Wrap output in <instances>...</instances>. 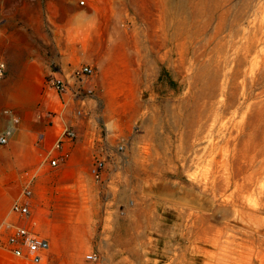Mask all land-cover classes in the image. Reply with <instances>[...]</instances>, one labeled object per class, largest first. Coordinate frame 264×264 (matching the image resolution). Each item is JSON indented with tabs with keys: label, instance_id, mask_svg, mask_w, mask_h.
Segmentation results:
<instances>
[{
	"label": "rangeland",
	"instance_id": "1",
	"mask_svg": "<svg viewBox=\"0 0 264 264\" xmlns=\"http://www.w3.org/2000/svg\"><path fill=\"white\" fill-rule=\"evenodd\" d=\"M72 4L73 43L99 24L105 84L125 89L99 126L126 152L100 203H57L50 264H264V0H0V29H27L0 34V134L10 69L51 55L41 20Z\"/></svg>",
	"mask_w": 264,
	"mask_h": 264
},
{
	"label": "crops",
	"instance_id": "2",
	"mask_svg": "<svg viewBox=\"0 0 264 264\" xmlns=\"http://www.w3.org/2000/svg\"><path fill=\"white\" fill-rule=\"evenodd\" d=\"M84 14L85 10L75 4L71 5L70 14H64L63 18L47 12V17L41 20L42 36L55 43V50L50 56L45 57L39 52L27 60L20 72V80L11 68L6 85L4 105L12 116L5 115V121L13 133L8 144L0 146V232H6L5 226L10 224L25 227L48 240L50 250L42 264H50L55 258L57 236L53 216L59 207L57 203L67 202L71 209H75V202L81 203L83 208L89 198L92 202H101L99 191L104 185L96 182L91 174L101 141L99 103L103 101L109 106L126 103L122 98L124 88L115 85L111 78L108 85L105 84L106 76L111 73L104 71L99 63V24L90 34L93 43L89 49L86 45L81 44L79 48L73 43L82 39L69 32L70 16L85 18ZM24 30L27 29L22 25L9 31L5 25L0 34H6L9 41L19 40L16 34ZM83 64L95 68L94 76L85 85L95 94L84 103L76 101L71 90L58 95L40 85L41 79L51 72L69 76ZM32 76L35 85L28 81ZM80 110L82 115L78 114ZM13 116L18 118V123L12 121ZM67 128L76 131L77 139L57 149L56 143ZM108 140L111 141V137ZM52 161H57V164L52 165ZM109 169L111 166L105 172L106 180L111 177V172H107ZM27 189L31 192L28 197L25 195ZM16 202L29 205V217H20L12 211ZM0 264L32 263L26 258H16L10 250L0 247Z\"/></svg>",
	"mask_w": 264,
	"mask_h": 264
},
{
	"label": "built area",
	"instance_id": "3",
	"mask_svg": "<svg viewBox=\"0 0 264 264\" xmlns=\"http://www.w3.org/2000/svg\"><path fill=\"white\" fill-rule=\"evenodd\" d=\"M80 5H85V0H79ZM8 72L7 63L0 60V79L5 78ZM95 74V68L88 64L78 66L69 76L57 75L54 72L48 74L44 79V86L47 89L54 90L58 95H63L68 91H72L73 98L84 103L89 97H93L95 92L93 89L86 87V81ZM4 114L11 117L12 112L5 110ZM79 115L83 114L80 110ZM14 123L19 120L12 117ZM13 129L6 127L0 134V146L6 145L12 136ZM77 139V133L73 128H67L62 137L56 143V148L61 149L66 142H72ZM109 139V131L104 124L101 128V141L99 152L94 156L91 167V174L96 182L102 183L105 177L107 168L119 159L124 158L126 147L124 145H112ZM52 165H56L57 161H52ZM31 192L27 189L25 195L28 197ZM12 211L20 217L27 218L31 211L28 204L21 202L14 203ZM5 231L0 232V247L10 250L16 258H26L32 264H42L45 256L50 250L48 240L31 233L25 227H14L10 224L5 226ZM101 256L96 252H91L86 255L88 262H99Z\"/></svg>",
	"mask_w": 264,
	"mask_h": 264
},
{
	"label": "bare ground",
	"instance_id": "4",
	"mask_svg": "<svg viewBox=\"0 0 264 264\" xmlns=\"http://www.w3.org/2000/svg\"><path fill=\"white\" fill-rule=\"evenodd\" d=\"M56 238V237H55ZM59 240H60V238H59ZM57 241V240H56ZM59 244V243H58ZM58 246V245H57ZM59 247V246H58ZM63 248V247H62ZM72 248V247H71ZM70 250V249H69Z\"/></svg>",
	"mask_w": 264,
	"mask_h": 264
}]
</instances>
